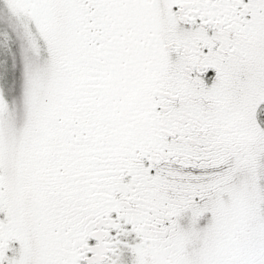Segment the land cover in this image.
<instances>
[{
    "label": "snow or ice",
    "instance_id": "1",
    "mask_svg": "<svg viewBox=\"0 0 264 264\" xmlns=\"http://www.w3.org/2000/svg\"><path fill=\"white\" fill-rule=\"evenodd\" d=\"M0 264H264V0H0Z\"/></svg>",
    "mask_w": 264,
    "mask_h": 264
}]
</instances>
